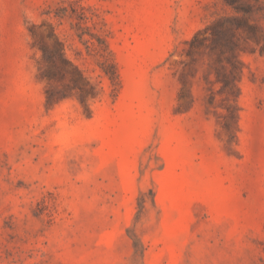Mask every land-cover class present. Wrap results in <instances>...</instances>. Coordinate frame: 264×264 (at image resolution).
I'll list each match as a JSON object with an SVG mask.
<instances>
[{
    "label": "rangeland",
    "instance_id": "1",
    "mask_svg": "<svg viewBox=\"0 0 264 264\" xmlns=\"http://www.w3.org/2000/svg\"><path fill=\"white\" fill-rule=\"evenodd\" d=\"M238 7L0 0V264H264V0ZM53 32L85 104L42 78Z\"/></svg>",
    "mask_w": 264,
    "mask_h": 264
},
{
    "label": "trees",
    "instance_id": "2",
    "mask_svg": "<svg viewBox=\"0 0 264 264\" xmlns=\"http://www.w3.org/2000/svg\"><path fill=\"white\" fill-rule=\"evenodd\" d=\"M226 5L233 8L237 12H243L244 8L240 10L238 7V0H224ZM253 28V27H252ZM201 32H199L198 35H200ZM231 32L228 33L227 41L229 44H233V40L231 39ZM198 35L194 37V39L191 41V45L194 48H199L196 44L198 42ZM52 36L55 39L54 46L52 48L44 46L42 48L43 51V62L48 66L47 71L42 75V78L45 79L50 86L55 81H58V75L63 76L67 78L69 75L71 76L72 72H74V76H78V78L74 77L71 79L73 82V89H77L79 91L81 101L82 103L88 102L89 99L95 98L93 94L89 92L91 87L86 82L84 76L80 72V70L66 57L65 55V45L63 42L59 39V37L56 35L55 32H53ZM224 37V33L221 34H215V38L213 37V40L220 39V37ZM217 37V38H216ZM232 68L230 69V76L220 77L219 74H217V79L220 83H222L221 89L223 92L228 94L232 99H237L239 95V87L237 83V77L239 75H242V71L237 68L234 64H231ZM72 70V72H70ZM51 90L49 89L47 91V99L48 102H50V99L52 97Z\"/></svg>",
    "mask_w": 264,
    "mask_h": 264
}]
</instances>
